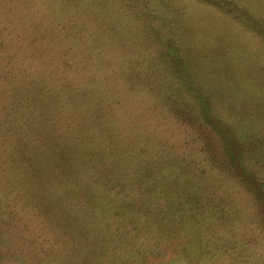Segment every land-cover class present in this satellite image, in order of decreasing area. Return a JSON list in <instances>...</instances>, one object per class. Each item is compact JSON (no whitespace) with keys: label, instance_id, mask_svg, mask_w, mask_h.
Masks as SVG:
<instances>
[{"label":"rangeland","instance_id":"1","mask_svg":"<svg viewBox=\"0 0 264 264\" xmlns=\"http://www.w3.org/2000/svg\"><path fill=\"white\" fill-rule=\"evenodd\" d=\"M128 1L33 0L37 14L28 18L31 13L17 6L10 11V1L0 0V14L12 12L10 22L0 23V45L21 58L15 63L0 56V264H264V237L240 229L252 212L239 209L243 193L232 184L238 182L249 204H264V186L249 174L260 166L264 175V139L257 151L242 155L255 145L230 142L232 128L224 118L231 109L264 105V88L253 97L235 90L264 81L231 79L232 71L246 72L248 65L217 62L223 55L210 47L163 57L154 68L146 58L131 59L148 42H166L175 25V39L188 42L201 15L190 0H183V9L180 0H145L160 17L153 26L160 36L137 46L116 35L131 22ZM73 20L115 34L94 44L100 54H89L52 32ZM33 29L50 32H28ZM237 42L225 53L247 55ZM141 63L137 73L133 67ZM57 83L69 92L44 93L42 102L21 98L32 85ZM129 83L145 89L151 84L166 98L148 105ZM131 124L142 137L132 138ZM256 131L264 134V127ZM73 133L92 145L81 150L84 158L65 161L51 148L55 137L68 140ZM129 142L138 148L123 151ZM59 146L68 147L62 141ZM203 168L208 178L199 174ZM226 174L233 175L230 183ZM131 208L139 211L128 226L133 229L116 214L129 216ZM259 219L264 226V217Z\"/></svg>","mask_w":264,"mask_h":264},{"label":"trees","instance_id":"2","mask_svg":"<svg viewBox=\"0 0 264 264\" xmlns=\"http://www.w3.org/2000/svg\"><path fill=\"white\" fill-rule=\"evenodd\" d=\"M8 1H10L9 8H8L10 11H12V9L15 8V6H17L18 8L22 9V11H26L27 13H31V14H27L28 18H34L35 15L37 14V13H34V11L31 8L36 9V7L39 6V4H37V5L34 4L32 2L33 0H8ZM144 1L145 0H143V3H142L144 6L141 7L138 4L137 5H133V3L134 4L137 3V0H129L128 1L129 4H128L127 8H126L129 11H127V10L126 11L130 12L132 14V15L129 16L131 22L127 23L126 30H123L120 27H118L116 29L119 32V34L116 33V35H118L119 37L121 35V38H123L122 40H124V41L130 40V41H132L134 43V45H137V46L142 45V43L140 41H138V40H141V39L153 40V39H156L158 36H160L158 34V32H155V31H157L155 29V27H153L156 24L161 22V20L158 21V19L160 17H158L156 15H153L154 13H153L152 10H154V9L151 8L152 5L150 3H146V2L144 3ZM39 14L40 13H38V15ZM170 16H171V14L169 15V17ZM11 19H12V12L11 13L7 12V13L0 14V23H2V22H4V23L10 22ZM174 19H175V17L172 14V17H170V21L169 22L173 23ZM80 22L73 20V21H69V22L63 23L62 25H57V26H60L59 30L56 29V31H52V32H55L54 34H56V36H62L63 38H67L68 42H73V43L75 42L76 44H79L78 46H81L82 48H85L86 52H88L89 54L97 53L96 50L100 54L101 51L98 50V46H97V49H96L94 44L95 43L99 44V42H101V40L102 41H105V40L111 41L112 39H110V38H111V36L113 34H115L114 31L112 29H110V31H106L107 33L106 32L103 33L101 31L97 32L94 29L87 28L86 27V23L83 24V23H80ZM133 22L138 24L137 29H136L135 25L133 24ZM78 24H80V27H78ZM141 24H145L147 26L141 27ZM173 25H174V23H173ZM175 27H176V32L175 33L171 32L172 35H168L166 42L161 43V44H157L156 43L155 45L152 44V42H148L150 47L138 48L136 56H131V59L134 58L136 61H140V60L146 58V59H148L147 62L151 66L150 68H154V66L157 67L159 65L158 62H160L163 57L173 58V57L183 56L184 53H183V55L180 53L181 51L183 52V50H185V52L186 51H190L191 52V51H194V50L196 51V49H202V48L197 47V46H190V47H186V46H182V45L179 46L180 43L181 44L182 43H186V44L187 43H196L195 42V36L192 35L193 31H190L187 34L188 42H186V41H184V42L182 41L181 42L180 40L175 39V38H177V34L176 33L180 32L178 30L179 29V25H175ZM0 31L2 32V30H0ZM28 32H32V33H36V34L40 35V34H43L44 32L49 33L50 31L49 30H45V31L44 30H40L39 31L38 29H33V30H28ZM121 32H123V33H121ZM102 33H103V36H101ZM183 33H185V32H183ZM188 37H189V39H188ZM69 40H72V41H69ZM166 49H168V50L166 51ZM21 55H23V54H21ZM0 56L3 59H9L10 58V60L11 61H15V63H19V61L21 60V58H19V55L17 53H15V52L13 53L10 49H8L6 47H2L1 45H0ZM154 57H156V58H154ZM142 64L143 63L136 65L135 67H133V69H135V71H137V73H138V71H140V69H141L140 66H143ZM255 66H257V67H259L261 69H264V64L263 65H255ZM136 81H139V80H136ZM129 84H130L129 86L133 87V90H134L135 94L141 100L145 101L146 103H149L148 105H153V103L161 104V100L160 99L162 97H163V99L166 98L165 94L157 92V89H155L153 87L150 88L151 84L148 85L147 86L148 88H146V89L143 88V86L141 88H136L135 85H133L131 83H129ZM69 90L70 89H69V87H67V85H63V87H61L59 83H57L55 85H51L50 87H42V86L36 84V85H32V87L26 88L24 93H23V95L21 96V98L24 101H30V100H32V98H35V99H37V101H41L42 102L44 100V97H43L44 93H45V95L46 94L47 95L50 94V92H62V93H65V92H69ZM240 91H241L240 89L236 90V92H238L240 95H243L245 97H253L255 95H259L260 94V93H256V94L252 93V94L247 95V94H245V92H246L245 90H244L245 92L242 91L241 93H240ZM161 95H163V96H161ZM62 97H64L67 100L69 99L67 97V95H64ZM62 97H61V99H63ZM151 101H152V103H151ZM109 106H111V105H109ZM248 106H250V105H247L246 107H248ZM118 107H120V106L118 105ZM98 110H99V115H100V113L101 114L105 113V111L100 109V108H98ZM9 114H13V110L10 111ZM54 119L55 118H53L52 120H54ZM51 122H53V121H51ZM79 125L83 126L80 123V121H79ZM84 125H87V122ZM96 126L98 127V129H102L104 125H102L100 123L99 124L97 123ZM111 126H112V128H117L118 127V125L115 127V123H112V122H111ZM45 129L40 127L39 131H41V130L43 131ZM127 129H128V133L133 134L132 138H140V137H142V133H141V131L138 130L137 125L131 124V126H127ZM45 134H47V132H45ZM50 136H52V134H49L47 137L50 138ZM55 138H56V140H58V142H56L51 149L53 151H55V152H59L60 151L62 153L61 156H63V158H64L63 160H65V161L66 160H71V159L75 160V159H79V158H84L86 152L85 151H81V150L88 149L89 145H92V143L88 139H86L85 137L84 138L81 137L78 133H73L72 135H69V139L68 140L66 139L67 138L66 135L63 136V137H61V135H60V137H55ZM52 139H53V136H52ZM61 141H62V143L67 144L68 147L64 146L61 149V147L59 146V143H61ZM70 142H73L72 145L74 147L69 148V143ZM95 143H96V141H95ZM130 143L131 142H129L128 145H125V146L128 147L127 149H123L121 147V149H120L121 152H122V149L124 151V150H131L130 149L131 147L133 149L138 148V147H135L134 143H131V144ZM119 145H120V143H119ZM259 145H261V144L260 143L256 144L249 151H247L246 153H244L242 155H247V153H253L254 151H257ZM46 150H48V149L46 148ZM131 151H133V150H131ZM139 153H145V152L141 151ZM256 169H257V170H255L256 173L251 172L249 174L255 180H257L260 184L262 183L263 184L262 186H264V175L262 174L263 173L262 172L263 169H260V166L257 167ZM199 172H200L199 173L200 175L201 174L204 175L203 178H208V176L211 175V173L207 172L206 168H203L202 171H199ZM247 172H249V171H247ZM188 177H189L188 179L192 183L196 182V180L194 181V178H195L194 175H188ZM232 179H233V175H231V174L230 175H227V174L225 175V180L229 181V183L232 181ZM218 182H219V186H222L219 180H218ZM232 184L239 192L243 193V196H242L243 197V200H242L243 203H242V206H240L239 209H245L242 212L246 211L248 214H249V212H252L251 215H248V219L249 220H247V221L249 222V225L240 227V229H247L249 232H252L253 234L260 235V236H262L261 238H263L264 237V226L263 225L262 226L258 225V222L260 220L259 216H261L262 218L264 217V204L263 203L260 204V205L249 204L245 200L244 192L242 191V189H240L241 187H239L238 182H233ZM236 189H235V191H237ZM206 200L211 201L212 199L208 198ZM110 208L111 207H109V210H110ZM131 209L133 210L132 212H127L129 214V216H127V215H125L123 213H119V211H116V214L120 216V220L118 221L120 224L124 225V227H126V228H130V229L132 228L133 229V227H128V226H130L132 222L135 223V220H137V215H139V211L137 213H135L134 208H131ZM110 212H111L110 216H113V210H110ZM238 213H239V211H238ZM233 214H236V213L233 212ZM225 216L227 217V216H230V215H225ZM228 219L229 220H234L235 218L232 216V218L228 217ZM130 229H127V230H130Z\"/></svg>","mask_w":264,"mask_h":264},{"label":"crops","instance_id":"3","mask_svg":"<svg viewBox=\"0 0 264 264\" xmlns=\"http://www.w3.org/2000/svg\"><path fill=\"white\" fill-rule=\"evenodd\" d=\"M195 4L201 15V22L195 29V42L203 47L217 49L219 56L223 55V62L232 65H245L246 72L232 71L229 77L235 81L261 80L264 81V69L255 65L264 64V0H190ZM178 6L183 9V0ZM178 13V12H177ZM184 14V12H179ZM199 15V16H200ZM241 42L240 50L247 54L241 55L234 49L227 54L224 49L231 48L234 43ZM202 45H201V44ZM244 49L250 52L244 51ZM221 53V54H219ZM221 58V57H220ZM263 85L244 89L245 94L260 93ZM237 90V88H236ZM264 95V94H263ZM229 122L231 141L234 144H262L264 134L256 131L264 127V105L251 106L245 109H231L224 115ZM253 146H248L241 152L249 151Z\"/></svg>","mask_w":264,"mask_h":264}]
</instances>
